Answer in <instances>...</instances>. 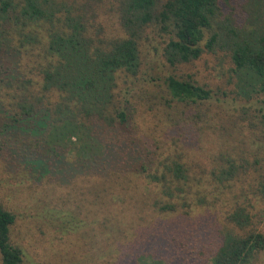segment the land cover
<instances>
[{
	"label": "trees",
	"instance_id": "1",
	"mask_svg": "<svg viewBox=\"0 0 264 264\" xmlns=\"http://www.w3.org/2000/svg\"><path fill=\"white\" fill-rule=\"evenodd\" d=\"M60 1L22 0L20 11L27 24L43 26L41 31L25 35L44 52L38 93L29 94L33 101L19 103L21 115L14 120L36 119L39 107L44 106L43 132L31 140L30 136L23 137V155L31 156L29 161L35 169L36 162L42 163L44 175L50 160L60 159L65 150L72 154L76 169L83 167V173L78 174L71 166L72 178L64 186L67 192H60V186L44 185V210L62 220L69 212L63 208L65 201L74 195L75 206H90L91 229L96 231L90 238L103 235L107 247L121 245L125 252L136 254L142 264H174L173 258L164 257L162 252L157 253L162 255L159 258H152L151 251L167 245L166 229L159 217L186 215L194 207L224 211L219 240L207 258L211 264H250L264 250V231L253 221L254 206L234 202L224 210L215 205L231 198L239 172H244L254 195L264 203V156L252 163L246 159L236 163L233 156L222 159L223 151L218 150L216 162L210 164L209 176H205L203 167L190 158L184 160L187 153L177 143L179 138H173L164 140L160 148L144 146L151 159L136 165L129 144L134 139L121 144V138L112 136L108 128L115 129L136 117L139 102L133 98V103L122 106L116 92L117 77L138 74L139 46L146 27L153 23L169 34L162 56L170 66L194 62L204 53H219L216 55L229 63L227 90L222 96L246 102L263 96L264 0L241 3L246 12L244 25L236 22L241 0H117L115 10L118 6L124 35L105 41H95L82 14L73 13L67 2ZM92 1L98 0H84V6ZM0 5L3 19L10 3L1 0ZM61 9L66 12L64 18L57 14ZM165 86V95H160L163 101L155 103L160 122L162 117H173L183 104L198 109L218 95L209 85L200 84L194 74L179 78L170 75ZM233 121L239 131L249 132L264 144L261 110L242 107ZM227 135L232 137L233 132ZM260 150L264 152V147ZM34 173L37 177L43 174ZM141 181H145L143 187ZM240 188L244 187L240 184ZM48 221L50 224L52 220ZM15 222V213L0 201V264H23L22 248L10 239Z\"/></svg>",
	"mask_w": 264,
	"mask_h": 264
},
{
	"label": "rangeland",
	"instance_id": "2",
	"mask_svg": "<svg viewBox=\"0 0 264 264\" xmlns=\"http://www.w3.org/2000/svg\"><path fill=\"white\" fill-rule=\"evenodd\" d=\"M8 1L6 16L0 18V201L16 215L10 232L12 244L22 248L23 264H142L138 263L136 254L125 252L121 245L107 247L105 236L98 234L90 238L91 234H96L95 229H91L90 211L87 209L90 206H75L74 195L66 199V206H62L69 211L62 220L49 216L48 210H44V185L60 186V192H67L64 186L72 178L71 166L75 169L76 166L72 154L64 149L60 159L50 160L44 175L42 163L36 162L35 169L29 161L31 156L23 155V137L30 136L31 140L40 135L44 116L42 105L36 119L14 121L21 115L19 103L33 101L29 94L38 93L41 81L39 67L44 61L41 46L30 42L25 34L39 32L43 26L26 23L20 13L22 0ZM63 1L73 13L82 14L87 20L89 34L95 41H105L121 33L124 35L119 26L118 6L117 12L115 10L117 0L92 1L91 5L85 6L84 0ZM243 1L238 6L240 15L236 16L240 25L245 24ZM57 14L64 18L66 12L61 9ZM168 38V33L159 30V24L146 27L139 46L138 74L134 77L119 74L117 77L116 92L122 106H128L129 101L133 103V98L139 102L136 117L133 121L118 124L115 129L108 128L109 133L116 139L120 137L121 144L129 138L134 139L135 142L129 144L132 145L130 153L136 165L148 163L151 159L144 146L160 148L164 140L179 138L177 143L187 153L184 160L190 158L191 162L203 167L205 176H209L210 164L216 162L214 157L218 150L223 151L222 159L233 156L237 158L236 163L243 159L252 163L254 158L264 156L260 150L264 144L254 140L249 132L239 131L233 121L242 107L264 113V95L248 102L222 96V92L227 90L225 74L229 63L227 58L216 55L219 53H204L194 62L170 66L162 56ZM187 74H194L200 84L209 85L218 95L198 109L183 104L173 117H162L160 122L159 106L155 103L163 101L160 95L166 93V77L179 78ZM108 130L105 136H108ZM230 131L233 132L232 137L227 135ZM96 140L101 142V138ZM33 170L43 174L37 177ZM76 170L78 174L83 173L81 166ZM242 173L239 172L235 178L237 181L231 198L215 206H223L224 210L234 202L254 206V225L264 231V203L254 195L251 182L248 183ZM141 182L143 187L145 181ZM224 216V211L217 213L213 209L194 207L186 215L178 213L159 217L162 218L160 225L166 229L164 242L167 245L162 250L151 251L154 253L152 258H159L162 255L157 253L162 252L166 258L171 256L174 264H211L207 255L219 240L218 229ZM48 220H52L50 224ZM250 264H264V250Z\"/></svg>",
	"mask_w": 264,
	"mask_h": 264
}]
</instances>
